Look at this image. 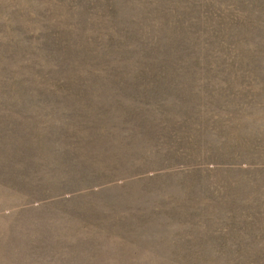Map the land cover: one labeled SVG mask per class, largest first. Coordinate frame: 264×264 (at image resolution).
Masks as SVG:
<instances>
[{
  "label": "rangeland",
  "instance_id": "374dc122",
  "mask_svg": "<svg viewBox=\"0 0 264 264\" xmlns=\"http://www.w3.org/2000/svg\"><path fill=\"white\" fill-rule=\"evenodd\" d=\"M0 264H264V0H0Z\"/></svg>",
  "mask_w": 264,
  "mask_h": 264
}]
</instances>
